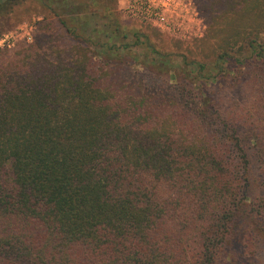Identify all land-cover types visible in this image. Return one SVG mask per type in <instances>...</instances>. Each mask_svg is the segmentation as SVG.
<instances>
[{"label":"trees","instance_id":"obj_1","mask_svg":"<svg viewBox=\"0 0 264 264\" xmlns=\"http://www.w3.org/2000/svg\"><path fill=\"white\" fill-rule=\"evenodd\" d=\"M37 1L67 43L0 48V264H264V0L161 81Z\"/></svg>","mask_w":264,"mask_h":264},{"label":"rangeland","instance_id":"obj_2","mask_svg":"<svg viewBox=\"0 0 264 264\" xmlns=\"http://www.w3.org/2000/svg\"><path fill=\"white\" fill-rule=\"evenodd\" d=\"M248 2L252 0L142 2L149 13L156 12L165 18V21L159 22L152 17L143 18L148 12L137 4V0H48L58 17L64 18L68 25L84 32L95 29L109 44L126 43L127 48L120 60L136 69L137 76L160 81L162 77L155 74L151 63L160 65L163 72L169 70V74L178 78L186 71L182 57L185 61L204 63L202 73L212 74L210 63L214 60L220 39L229 29L228 17L235 13L250 16L262 12L261 7L248 6ZM56 18L37 0L13 1L0 14V48L15 49L18 45L48 36L56 47L66 46L67 41L60 36L61 29ZM109 23H116L122 39L110 32ZM246 26L247 22H243L239 27ZM241 57L242 54L237 55V58ZM189 68L192 74L196 72L195 66Z\"/></svg>","mask_w":264,"mask_h":264},{"label":"built area","instance_id":"obj_3","mask_svg":"<svg viewBox=\"0 0 264 264\" xmlns=\"http://www.w3.org/2000/svg\"><path fill=\"white\" fill-rule=\"evenodd\" d=\"M142 2L145 3V0H137V4H139L143 10L147 11L148 13H146L143 18L145 19H149L150 17H152L154 20L156 19L159 22H163L165 21V18L162 15L157 14L156 12H150L148 11V9L145 8V5H142ZM128 8L130 9V7L128 6ZM28 38V37H27Z\"/></svg>","mask_w":264,"mask_h":264}]
</instances>
